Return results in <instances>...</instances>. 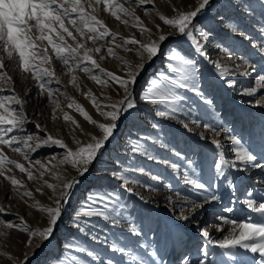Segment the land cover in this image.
Returning a JSON list of instances; mask_svg holds the SVG:
<instances>
[{
	"label": "rangeland",
	"instance_id": "rangeland-1",
	"mask_svg": "<svg viewBox=\"0 0 264 264\" xmlns=\"http://www.w3.org/2000/svg\"><path fill=\"white\" fill-rule=\"evenodd\" d=\"M119 2L134 12L135 17L140 18L139 21L133 16L123 14L121 20H117L110 13L103 11L102 4L97 5L95 14L117 36L114 41L112 37L106 36L95 43L86 40L82 42L88 48L101 49L99 53H92L101 68L113 72L116 76L127 78L129 68L135 70L136 65L141 63V57L137 54L140 44L124 45V38L134 37L140 43H146L158 40L161 34L166 36V40L160 42L161 48L156 57L148 60L146 54L144 55L145 66L140 70L133 88L138 107L121 122L115 138L108 142L101 160L91 165L86 177L73 189L67 210L54 226V234L46 241L37 235L30 237L27 232L18 228L7 227L6 222L17 224L22 217L30 229L45 228L48 224L47 213L40 211L37 205L54 207L63 183L77 177V171L67 163H60L65 149L58 145H41L34 152L19 145L20 153L14 152L6 145H0V150L9 160L22 164L33 177L29 179L27 172H21L15 164L5 163L0 168L5 173L0 175V209H3L0 211V264H21V261H24V264H72V257L80 260L90 259L86 253H79L75 247H66L67 245L86 246L89 250L100 252L106 261L112 256V252L107 246L81 233L71 219L75 211L87 201L90 193L106 192L120 195L127 215L137 225L141 235L135 237L128 233L125 230L127 225L123 229H112L99 218H91L89 232L100 237L108 235L110 238L113 234L123 232V237L127 239L121 238L119 242L128 243L137 254L149 260L150 264L153 258L148 257L147 252L139 248L141 243L149 246L148 251L154 250L157 253L155 260L159 264H185V261L187 264H199L200 260H204L205 264H255L256 260L261 259L259 253H251L238 247L220 249L218 244L209 243V238L218 241L228 234L231 225L225 224L221 217L244 218L238 211L241 208L239 202L245 198L248 189L252 190L253 199L264 194V184L257 180V177L264 176V170L252 168L241 172L228 169L225 177L214 179V159L219 158V150L215 149L211 140L218 139L225 145L224 159L234 160V154L226 151L230 141L224 138V134L216 135V132L220 131L219 128L214 132L205 129L203 124L210 123L228 128L232 135L242 138L246 146L251 144L259 157L261 142L264 139V104H257L255 101L264 97V90L256 84L258 76L264 75V72L260 71L264 65L258 63L261 58L259 48L264 46V38L261 36V31L264 30V0H244L249 6L248 11L222 7L227 4V0H214L206 15L194 21L201 30L199 33L194 30V36L202 45L206 57L197 54L191 41L175 33V30L165 25L157 15L159 12L171 17L176 14L174 9L193 10L196 0H152V3L143 5L137 4L136 0ZM232 2L236 3L238 0ZM124 20L128 23H124ZM137 23L142 24L148 31L142 33L134 26ZM233 24L239 29L237 32L232 31ZM69 43L73 42L69 40ZM109 47L113 49L115 56L108 55ZM173 50L197 61V68L202 77L201 91L212 101L211 106H207L188 93L190 99L184 108L185 111L191 110V115L185 116L181 113L179 119L157 117L156 107L139 99L140 94L148 87V82L157 73L167 72L170 62L174 63L169 60ZM101 56H104V59H100ZM210 61L221 63L228 68V73L220 77ZM6 64L5 71L13 80H0V89H4L0 91V95L15 94L23 99L26 116L24 130L9 135L23 136L34 133L44 139L50 134L75 149L78 146L76 141H79L80 145L87 144L93 135L99 136L100 131L96 125L86 120L75 106L68 105L75 102L81 105L97 124L106 123V118L93 106L92 98H95L101 111H109L107 106L118 102L124 96L123 89L117 82L105 77L96 69H93L91 74L106 80V84L92 80L89 73L81 71L75 65H72L73 71L69 72L65 66L54 61L51 67L56 78L50 82L44 78L46 88L42 93L29 73L16 70L12 62ZM252 65L256 66L257 71H252ZM85 66L91 67L88 63ZM73 77L75 80L70 83ZM57 79L59 83L56 82ZM228 80L236 83L230 87ZM249 86L257 87V93L251 96L243 94L242 89ZM49 88L53 90L51 99L47 94ZM85 93L90 95L86 96ZM14 107L19 111L18 105ZM65 113L71 120L64 119ZM197 121L199 123H196ZM153 123L158 124V128H153ZM37 124L40 125L39 128L36 127ZM184 124L188 127L185 128ZM202 136L205 138L202 139ZM141 137H156L160 141H141L159 157V160L150 161L144 155L132 152L129 140H140ZM30 143L35 147V140ZM173 150L181 155L176 156ZM187 159L194 161L197 176L203 182L211 181L216 185L211 190L221 197L219 201L205 202L197 192L189 191V187L183 183V174L189 170ZM36 161H40V164H36ZM260 162L264 163V159ZM170 163L179 166L176 171L170 168ZM124 168H143L145 171H129L128 183L121 187L124 182L116 173ZM6 176L15 177L20 181V185H12ZM154 176L160 179H153ZM228 177L234 180L232 188L227 187ZM48 184L53 187L49 188ZM126 188H132L133 192L128 193ZM25 192H30L31 195H24ZM184 196L202 203V207L193 210L190 204L183 202ZM227 207H233L234 212H226ZM181 216L188 219H180ZM218 227L220 230H217ZM201 228L209 232V238L201 234ZM226 251L236 253L235 257L224 256ZM25 254L28 257L26 261ZM118 256L119 254L117 258ZM125 264H129L127 259Z\"/></svg>",
	"mask_w": 264,
	"mask_h": 264
},
{
	"label": "snow or ice",
	"instance_id": "snow-or-ice-1",
	"mask_svg": "<svg viewBox=\"0 0 264 264\" xmlns=\"http://www.w3.org/2000/svg\"><path fill=\"white\" fill-rule=\"evenodd\" d=\"M214 0H196V7L189 11L175 10L176 14L168 17L157 12L160 20L165 25L170 26L175 30V33L186 37L191 41L195 52L201 56L206 57V53L202 45L197 41L194 36V30L200 32L199 26L195 25V19H200L206 15L208 9L212 6ZM136 3L143 5L145 3H152V0H136ZM103 5V11L110 13V15L117 20H121V14L124 16L135 17L134 12L126 8L119 0H0V80L12 81L13 77L5 71L7 66L6 62H12L18 71L29 73L36 87L45 90V77L50 82L56 78L55 71L51 65L54 61H58L65 66L69 72L73 71L72 65L80 68L81 71L89 73L90 78L97 83L106 84V80L100 79L96 75H92L93 69L98 70L105 77L117 82L123 89L124 96L121 100L107 107L109 111H101L100 106L96 103L95 98H92L93 106L100 111V114L106 118L108 122L98 123L93 120L83 107L75 102L70 103L68 106H75L76 110L84 116L90 123L96 125L100 131L99 136L93 135L91 141L87 144L80 145L76 141L77 147L72 149L68 147L62 140L54 138L48 134L46 138L40 139L33 134L19 136L15 133L23 131L26 123V116L24 112L25 101L15 94L0 95V145H6L14 152L20 153L22 145L30 151H36L41 145H58L64 148L60 163H67L76 169L77 177L66 180L60 190L59 198L55 201L54 207H45L37 205L40 211L46 212L48 216V224L42 230L30 229L23 218L19 219V223L13 224L11 221L6 222L7 227H15L21 231L27 232L29 236L37 235L43 240H48L54 234V226L58 224L62 218L63 213L67 210V206L71 202L73 189L77 187L80 182L86 177L90 171L93 163L101 160V156L107 147L108 142L115 138L122 121H124L130 114L138 107V103L133 96V88L138 80L140 70L144 68L143 58L146 54L147 59L151 60L156 57L162 41L166 40V36L161 34L156 41H149L140 43L134 37L124 38L123 44H140L137 49V54L141 57V63L136 65L135 70L129 68L127 78L116 76L113 72L101 68L96 59L93 58V51L99 53L100 48H88L82 41H92L95 43L97 40H102L104 37H112L115 40L117 34L113 33L107 25L98 18L95 14L97 5ZM222 7H231L233 9L239 8L242 11H248V5L244 0H238L233 3L232 0H227V4ZM139 17H135L139 21ZM128 23L127 20L123 21ZM143 33L148 31L142 24H135ZM232 31L237 32L239 29L233 24L231 25ZM243 34V33H242ZM206 36V34H204ZM261 36L264 38V30L261 31ZM71 40L73 43H69ZM122 45H117L121 47ZM260 60L258 63L264 65V46L259 48ZM108 55L115 56V52L111 47L108 48ZM100 59H104L101 56ZM170 62L167 65V72L157 73L156 76L148 82V87L140 94V101L149 103L156 107V116L160 118L179 119V115L183 113L185 116L191 115V110L185 111L184 105L190 99L187 95L191 93L199 101L207 106H211L212 101L207 99L201 91L200 81L202 79L200 71L197 68V61L187 58L180 53L173 50L169 56ZM88 63L91 67H86ZM214 66L215 72L224 77L228 73V68L222 66L217 61H210ZM245 63H248L245 61ZM252 71H257L255 65L251 66ZM261 72H264V67H261ZM247 74V73H246ZM75 78L71 82H74ZM59 83V80L56 81ZM231 87L236 82L232 80L227 81ZM256 84L261 86L264 90V75H259ZM4 91V89H0ZM13 91V89H7ZM52 89H47V94L51 99ZM245 95H253L257 93V87L249 86L242 89ZM89 96V93H85ZM257 104H264V97L255 101ZM14 105L19 106V111ZM65 120H71L66 113ZM75 123V121H73ZM183 123V121H181ZM196 123H199L197 121ZM185 128L187 124L183 125ZM37 128L40 125H36ZM153 128H158V124L153 123ZM205 129H211L215 132L216 128L220 133L224 134V138L230 141V146L226 149L227 152L234 154L233 159H224L225 145L218 139H212L211 144L215 149L219 150L217 155L219 158L214 159L215 173L214 179L225 177L226 170L237 169L241 172H247L252 168L264 170V163L260 161L264 159V139L261 142V152L258 155L255 153L251 144L242 142V138L232 135L230 130L219 125L204 123ZM202 139L205 137H201ZM150 139L154 143H159L156 137H141L140 140H129L131 150L134 154L139 153L144 155L148 160H159V157L154 155L149 147L142 140ZM35 140V147L30 141ZM174 151V150H173ZM176 156H180L179 152H175ZM27 159V154H25ZM55 159V157H53ZM103 162V161H101ZM239 162V164L237 163ZM5 163L15 164L21 172H27L29 179H32V173L27 171L25 167L14 160H9L0 150V168ZM40 164V161H36ZM169 164L168 161H164ZM186 165L189 170L183 174V183L189 187L190 192H197L202 201H219L221 197L215 194L211 189L215 188V184L211 181L203 182L197 176V168L194 166V161L191 159L186 160ZM41 167H44L41 165ZM179 166L176 163H170V168L176 171ZM129 171H139L143 173L145 169H129L124 168L116 175L124 182L121 187L128 183L127 175ZM0 175L5 173L0 170ZM43 175V173H41ZM153 179H160L158 176L152 177ZM6 179L12 185H20L15 177L6 176ZM257 180L264 184V176L257 177ZM139 183V181H134ZM234 180L231 177L227 178V187L232 188ZM52 188V184L47 185ZM128 193H132V188H126ZM24 195H31L30 192H25ZM183 202L191 205L192 209L202 207V203H197L195 200H190L188 196L183 197ZM241 208L238 210L244 218L241 219H228L221 217L225 224L231 225L228 229V234L222 240L213 241L209 238V232L203 228L199 229L201 234L209 238V243L218 244L220 249H244L251 253H259L261 259L256 260L255 264H264V194H261L256 199H253V192L251 189L247 190V194L240 202ZM3 211V209H0ZM226 212H234L233 207H227ZM91 218H99L108 223L110 228L123 229L125 225L126 231L135 237H139L141 232L137 225L131 220L125 211V205L121 203V197L115 192L106 193H90L87 201L82 204L81 208L75 211L71 217L73 223L78 230L89 235L90 239L95 242L101 243L112 252V256L106 261L100 252L89 250L86 246L81 245H67L66 247H75L79 253H86L90 259L80 260L77 257H72V264H125V260L129 264H150V261L145 259L143 255L137 254L134 249L128 244H121L119 241L123 237V232L113 234L110 238L108 235L100 237L94 233L89 232L91 225ZM180 219H188L186 216H181ZM217 230H220L219 227ZM139 248L147 252V256L153 258L151 264H159L155 260L157 253L148 251L149 246L146 243L139 244ZM203 251V249L201 250ZM117 254H119L117 258ZM224 256L235 257L236 253L224 252ZM28 259L25 254L24 260ZM24 264V261H21ZM187 264V261H185ZM199 264H205L204 260H200ZM231 264V262H229Z\"/></svg>",
	"mask_w": 264,
	"mask_h": 264
}]
</instances>
